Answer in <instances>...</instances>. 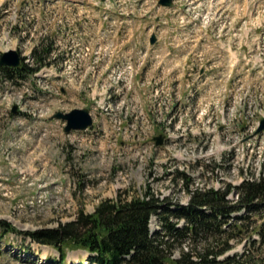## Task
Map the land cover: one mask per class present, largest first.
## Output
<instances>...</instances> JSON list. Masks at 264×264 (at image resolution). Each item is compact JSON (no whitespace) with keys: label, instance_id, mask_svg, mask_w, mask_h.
<instances>
[{"label":"rangeland","instance_id":"rangeland-1","mask_svg":"<svg viewBox=\"0 0 264 264\" xmlns=\"http://www.w3.org/2000/svg\"><path fill=\"white\" fill-rule=\"evenodd\" d=\"M52 1L0 0V56L16 50L34 68L38 66L34 47L41 50L53 45L51 50H60L55 56L50 53L36 74L13 81L0 78V220L22 232L57 229L74 221L80 210L93 213L101 201L147 186L170 202L187 204L189 195L181 174L175 172L190 178L189 190H199L229 181L240 185L264 171V133L252 137L264 117V0H245L242 26L227 22L212 30L214 35L221 33L231 47L245 50L243 64L239 58L233 67L228 66L227 57L216 62L215 41L206 46L200 29L197 44L186 30L182 42L176 38L179 45L173 40V47L152 48L176 51L163 56L150 53L147 36L157 30L152 22L141 23L142 12L134 11L137 22L124 27L133 34L126 41L123 25L112 23L109 16L104 19L103 10L100 20L86 15L90 30L83 37L85 46L93 48L92 39L100 36L102 49L101 65L95 70L99 74L94 78L91 72L65 69L69 63L64 61L73 59L62 52L71 47L83 21L64 17ZM121 1L128 16L138 9ZM138 50L149 53L142 56V52L135 53ZM126 54L134 57L135 64H142L140 69H113ZM90 61L87 58L85 65ZM215 78L221 82L213 83ZM75 108L91 111L94 125L90 130L65 133L61 121L49 120L58 111ZM157 135L166 136L162 146L153 141ZM230 198L235 201V194ZM260 211L244 222L228 255L248 250L251 264H264V243H259L255 233L264 228V209ZM156 225L152 217L150 230ZM196 248L192 254L201 245ZM172 252L178 257L177 248ZM88 256L79 249L68 252L65 264H81ZM59 258L54 248L29 237L0 236V264H51Z\"/></svg>","mask_w":264,"mask_h":264},{"label":"trees","instance_id":"trees-1","mask_svg":"<svg viewBox=\"0 0 264 264\" xmlns=\"http://www.w3.org/2000/svg\"><path fill=\"white\" fill-rule=\"evenodd\" d=\"M48 54V46L32 51L36 63L46 61ZM38 69L39 66L32 68L28 64L20 68L2 67L0 78L11 81ZM180 181L189 195L187 206L170 202L169 198L160 197L147 186L140 192L124 191L114 199L103 200L93 213L80 210L74 221L57 229L22 232L0 220V236L15 233L50 246L59 253V264H64L69 251L78 249L90 254L89 264H251L246 258L248 250L222 260L219 257L231 250L230 241L235 239L244 222L264 209V172L255 180H244L236 188L234 202L226 198L230 185L222 191L189 190L190 179L183 175ZM171 204H177L176 208L171 209ZM242 210L245 216L231 217ZM152 216L158 229L151 232ZM224 225L227 229H223ZM260 229L256 231L263 239L264 232L262 227ZM198 243L200 250L192 254ZM174 247L179 250L178 257H173Z\"/></svg>","mask_w":264,"mask_h":264},{"label":"water","instance_id":"water-1","mask_svg":"<svg viewBox=\"0 0 264 264\" xmlns=\"http://www.w3.org/2000/svg\"><path fill=\"white\" fill-rule=\"evenodd\" d=\"M104 1V0H103ZM160 5L170 6L171 0H160ZM155 41L154 35L151 37L150 42L153 43ZM20 65V56L14 51L10 50L0 57V67L8 66V67H17ZM15 112V108L12 110ZM52 118L61 119L66 121V126L64 128L65 132L68 133L72 130H85L92 124V119L89 115V112L86 109H75L69 113H56ZM264 129V119L260 121V126L255 132V134L260 133ZM156 141V145H160L162 143V137L157 136L154 138Z\"/></svg>","mask_w":264,"mask_h":264},{"label":"crops","instance_id":"crops-1","mask_svg":"<svg viewBox=\"0 0 264 264\" xmlns=\"http://www.w3.org/2000/svg\"><path fill=\"white\" fill-rule=\"evenodd\" d=\"M82 6V3L80 4V7Z\"/></svg>","mask_w":264,"mask_h":264},{"label":"bare ground","instance_id":"bare-ground-1","mask_svg":"<svg viewBox=\"0 0 264 264\" xmlns=\"http://www.w3.org/2000/svg\"><path fill=\"white\" fill-rule=\"evenodd\" d=\"M202 187V186H201ZM229 187V186H228Z\"/></svg>","mask_w":264,"mask_h":264}]
</instances>
